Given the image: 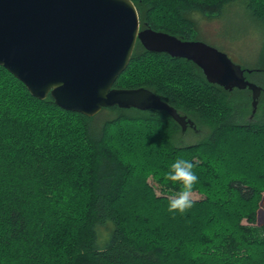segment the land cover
Segmentation results:
<instances>
[{
	"label": "trees",
	"instance_id": "obj_1",
	"mask_svg": "<svg viewBox=\"0 0 264 264\" xmlns=\"http://www.w3.org/2000/svg\"><path fill=\"white\" fill-rule=\"evenodd\" d=\"M132 2L140 28L200 40L203 19L240 8L261 44L241 67L264 89V0ZM113 85L152 90L191 119L195 141L165 110L86 116L0 65V264H264V93L250 117L248 88L211 83L139 40ZM177 158L195 164L201 194L183 214L168 211L180 185L164 179Z\"/></svg>",
	"mask_w": 264,
	"mask_h": 264
},
{
	"label": "water",
	"instance_id": "obj_2",
	"mask_svg": "<svg viewBox=\"0 0 264 264\" xmlns=\"http://www.w3.org/2000/svg\"><path fill=\"white\" fill-rule=\"evenodd\" d=\"M137 40L148 51L193 61L211 83L248 88L253 116L264 89L239 63L203 40L140 28L132 0H0V65L32 95L50 94L56 105L86 116L113 105L162 109L183 133L191 119L152 90L113 85Z\"/></svg>",
	"mask_w": 264,
	"mask_h": 264
},
{
	"label": "rangeland",
	"instance_id": "obj_3",
	"mask_svg": "<svg viewBox=\"0 0 264 264\" xmlns=\"http://www.w3.org/2000/svg\"><path fill=\"white\" fill-rule=\"evenodd\" d=\"M249 23L252 24L244 11L238 7L223 12L213 19H203L201 27L207 34L203 41L226 52L232 61L240 65L243 62L256 61L261 51V44H259V36L257 37L258 33ZM242 97L248 100L247 92H243ZM195 138L191 134L183 136L186 143L195 141ZM200 197L201 194L193 191L194 199ZM257 223L264 225L263 208L258 209Z\"/></svg>",
	"mask_w": 264,
	"mask_h": 264
},
{
	"label": "clouds",
	"instance_id": "obj_4",
	"mask_svg": "<svg viewBox=\"0 0 264 264\" xmlns=\"http://www.w3.org/2000/svg\"><path fill=\"white\" fill-rule=\"evenodd\" d=\"M194 168L195 164L188 159L177 158L164 174L165 180L178 182L180 185L179 191L169 199L168 211L170 213L183 214L194 205L193 190L199 180Z\"/></svg>",
	"mask_w": 264,
	"mask_h": 264
},
{
	"label": "flooded vegetation",
	"instance_id": "obj_5",
	"mask_svg": "<svg viewBox=\"0 0 264 264\" xmlns=\"http://www.w3.org/2000/svg\"><path fill=\"white\" fill-rule=\"evenodd\" d=\"M190 130H193L194 132H197V128L195 127V125H192V124H187L186 127H185V130L183 133H181V137L183 138V136H185V133L187 132H190Z\"/></svg>",
	"mask_w": 264,
	"mask_h": 264
}]
</instances>
